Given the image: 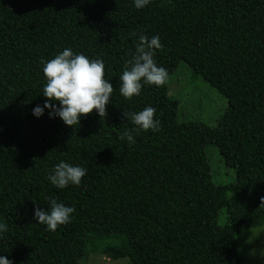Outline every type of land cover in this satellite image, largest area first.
<instances>
[{
  "label": "trees",
  "instance_id": "trees-1",
  "mask_svg": "<svg viewBox=\"0 0 264 264\" xmlns=\"http://www.w3.org/2000/svg\"><path fill=\"white\" fill-rule=\"evenodd\" d=\"M133 32L159 35L155 60L168 74L184 62L227 98L211 141L235 184L213 183L206 157L205 176L193 179L199 125L178 120L166 83L144 85L130 100L120 95ZM65 47L104 61L113 85L104 118L93 109L66 126L47 110L32 116L46 99L40 60ZM149 105L158 132L123 117ZM126 129L134 144L119 138ZM61 160L87 169L79 186L57 189L45 179ZM45 197L75 208L68 224L49 231L36 223L33 208H46ZM262 198L264 0H151L144 9L132 0H0V255L13 264H76L97 233L123 236L124 247L103 252L129 264H241L236 236L264 225Z\"/></svg>",
  "mask_w": 264,
  "mask_h": 264
},
{
  "label": "clouds",
  "instance_id": "clouds-1",
  "mask_svg": "<svg viewBox=\"0 0 264 264\" xmlns=\"http://www.w3.org/2000/svg\"><path fill=\"white\" fill-rule=\"evenodd\" d=\"M151 0H132L135 9H144ZM137 38L135 50L129 59L125 60L119 75V93L126 99L141 94L142 86L154 85L160 87L168 79V70L157 64L155 52L161 47L159 35L147 36L143 33H130ZM104 61L99 58H89L87 55L74 52L71 47L55 53L50 59L40 60V70L44 77L41 95L46 99L42 104H36L31 109L35 118L44 115L47 110L50 119L59 118L66 126L79 125L81 116L95 110L98 117L107 115L106 105L110 103L113 85L105 79ZM156 109L151 105L139 111L125 112L123 117L138 129L158 132L159 118H154ZM121 140L134 144L131 131L121 133ZM87 169L63 160L53 165L45 179L57 189H65L69 185L79 186ZM264 199V198H262ZM47 207L33 208L36 223L43 224L49 231H55L58 226L68 224L75 212L73 206L59 202L54 197H45ZM6 228L0 224V236ZM0 264H13L12 260L0 255Z\"/></svg>",
  "mask_w": 264,
  "mask_h": 264
},
{
  "label": "rangeland",
  "instance_id": "rangeland-1",
  "mask_svg": "<svg viewBox=\"0 0 264 264\" xmlns=\"http://www.w3.org/2000/svg\"><path fill=\"white\" fill-rule=\"evenodd\" d=\"M166 85L171 99L179 103L178 120L180 122L196 121L199 125L197 152L193 167V179H202L209 167L211 180L216 185L235 184L236 173L233 167L227 166L211 141V128L223 117L228 106L227 98L214 86L193 74L188 64L181 62L168 74ZM157 149L164 146L169 130L160 131ZM205 155V156H204ZM232 197V192H228ZM218 223H226V209L218 214ZM236 248L242 258L241 264H264V225L250 227L236 236ZM125 245L123 236L97 234L87 236V256L76 264H129L127 258L111 259L103 252L108 247L122 248Z\"/></svg>",
  "mask_w": 264,
  "mask_h": 264
}]
</instances>
